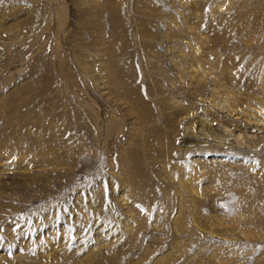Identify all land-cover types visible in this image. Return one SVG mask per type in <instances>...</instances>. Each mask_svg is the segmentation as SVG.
I'll return each mask as SVG.
<instances>
[{"label": "rangeland", "instance_id": "obj_1", "mask_svg": "<svg viewBox=\"0 0 264 264\" xmlns=\"http://www.w3.org/2000/svg\"><path fill=\"white\" fill-rule=\"evenodd\" d=\"M0 264H264V0H0Z\"/></svg>", "mask_w": 264, "mask_h": 264}]
</instances>
